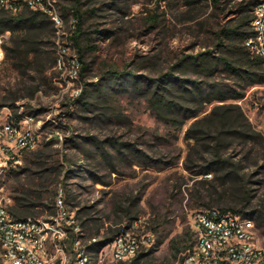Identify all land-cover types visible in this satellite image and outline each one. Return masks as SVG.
<instances>
[{"label":"rangeland","instance_id":"obj_1","mask_svg":"<svg viewBox=\"0 0 264 264\" xmlns=\"http://www.w3.org/2000/svg\"><path fill=\"white\" fill-rule=\"evenodd\" d=\"M81 1V10L86 12L84 30L91 36L87 43L97 46L85 52L89 69L80 73L81 63L76 67L72 62L78 55L69 39L75 29L70 12L67 19L62 17L61 28L50 38L56 44L59 62L46 72L48 79L36 93L15 102L17 108L10 107L9 102L13 95L25 92L23 85L31 84L30 74L22 76L9 60L0 63V103L7 102L0 106V123L9 120L14 110L30 112L34 116L33 128L38 130V142L31 152L45 150L51 164L57 158L62 162L61 154L65 156L58 182L53 179L46 185L44 196L54 200L62 190L86 244L100 241L104 234L124 226L152 237L140 264H180L182 252L193 241L191 211L209 208L204 204L211 189V174L192 175L184 166L189 151L198 161L199 156H209L206 151L202 155L194 152L196 140L185 134L193 119L176 125L158 118L142 97L128 91L112 90L105 109L94 111L85 112L71 101L90 83L98 82L107 66L137 67L139 73L156 75L183 53L207 48L216 52L215 31L236 17L233 5L237 0L223 3L224 10L214 9L208 0L191 6L183 0ZM58 2L60 12L61 5H72V0ZM93 6L99 8L97 15L87 13ZM152 13L158 16L155 24L147 21ZM249 42L255 49L254 42ZM258 46L264 50V44ZM153 58L157 61L152 70L141 63ZM211 81L244 92L241 99L224 103H237L254 132L264 136V83L249 85L225 72ZM217 103L222 102L206 104L203 113ZM84 136H93L102 141L101 145ZM238 137L229 141L225 155L242 160L251 206H264V141L258 135ZM69 138H74L76 145ZM52 139L53 143L44 147V142ZM134 148L155 162H141L142 155ZM29 156L30 152L22 154L18 165L28 166L25 171L16 167V174L8 169L0 173V196L8 205L13 203L12 189L18 178L23 184L39 179V172L35 173L38 168L27 161ZM92 172L106 183L96 181ZM221 190L218 187L217 191ZM45 202L51 204L49 199ZM255 231L258 244L264 246V234L256 226Z\"/></svg>","mask_w":264,"mask_h":264},{"label":"trees","instance_id":"obj_2","mask_svg":"<svg viewBox=\"0 0 264 264\" xmlns=\"http://www.w3.org/2000/svg\"><path fill=\"white\" fill-rule=\"evenodd\" d=\"M183 1L185 5L190 6L194 2H200V0ZM208 1L214 9L224 10L223 3H230L233 0ZM258 1L237 0L234 3L236 17L215 31L216 52L213 48H207L196 53H183L165 71H160L156 75L139 73L135 69L137 67L122 69L118 66H107V69L97 80L98 82L90 83L79 96L72 99L71 104H75L85 112L105 109V103L109 101L112 90L116 92L128 91L142 97L147 102L151 113L158 118L171 120L176 125L192 118L185 134L196 140L194 152L202 155L206 151L209 156L208 158L199 156L201 160L198 161L193 158V152L189 151L184 160V166L191 171L192 175L211 174L209 199L204 205L207 208H215L212 205H216L222 212L230 211L250 218L264 234V206H251V194L247 186L249 180L245 177L242 160H233L224 152L234 136L247 139L250 136L258 135L263 141L264 136L254 132L237 103H224L228 99H241L244 92L228 89L211 81L218 73L225 72L249 85L264 83V54L257 51L256 48H251L249 42L256 39L252 19L253 8ZM81 4V0H72L70 7L61 5L60 8L64 19L68 18L67 14L70 12L71 16L75 18V29L69 39L76 47L77 61L78 64L81 63L80 73H83L89 69V63L84 56L85 52L90 49L94 51L97 46L87 43L91 40V36H88L84 30V13L86 12L81 10ZM89 9L87 13L97 15L99 8L93 6ZM157 17L156 13H152L148 15L147 21L155 24L158 20ZM94 31L98 32L99 30L95 29ZM0 32L9 33L3 45L4 60H9L10 66L20 71L22 76L29 73L32 81L30 85L22 86L21 89L25 90L23 94H15L11 97L9 105L16 107L15 102L20 98L32 96L40 89L41 84L48 79L46 72L58 63L56 44L54 40L50 39L55 35L56 28L45 12L23 5L15 12L0 9ZM48 45H52V48L51 46L48 48ZM155 59H147L141 63L152 70V67L156 66L157 60ZM216 101L222 103L214 104L208 112L203 113L206 104ZM6 104L7 102L4 100L0 106ZM68 114L72 113L68 112ZM23 115L24 113L14 110L11 118L19 121ZM83 139L96 141L100 145L102 142L93 136H84ZM53 141L54 139L44 142V147L52 144ZM69 142L73 145L77 143L74 138H69ZM98 147L100 146L98 145ZM134 150L142 155L141 162L147 165L155 162L142 150L137 148ZM31 151L33 150L28 149L24 153L30 152L27 161L30 166L38 168L35 173L39 172V179L37 182L30 180V184H23L21 181L19 182L18 178L12 189L13 203L8 205L10 214L16 219L40 218L41 215L48 217L55 212V198L53 200L52 196H44V187L53 179L52 182H58L57 178L62 165L65 164V156L61 154L62 162L57 158L51 164L46 159L48 156L45 155V150ZM16 167L18 165L9 167V172L16 174L18 172L15 170ZM27 167L20 165L18 168L25 171ZM92 176L96 181L106 183L94 172H92ZM218 187H222L219 192L217 191ZM48 199L51 204L45 202ZM81 224L83 225V222ZM117 232L106 233L100 241L88 245L92 249H98L109 243ZM96 233H99V229L96 230ZM146 255V251H140L131 259L130 264H140Z\"/></svg>","mask_w":264,"mask_h":264},{"label":"built area","instance_id":"obj_3","mask_svg":"<svg viewBox=\"0 0 264 264\" xmlns=\"http://www.w3.org/2000/svg\"><path fill=\"white\" fill-rule=\"evenodd\" d=\"M23 5L45 12L56 32L61 28L58 0H0V9L12 12ZM252 27L256 31L252 41L264 54L258 46L264 44V0L253 8ZM7 37V32H0V63ZM72 62L79 65L77 58ZM33 123L29 113L19 121L10 117L0 123V173L19 165L24 151L36 146L38 130ZM54 206L48 217L16 219L0 196V264H124L152 241L150 234L123 227L109 243L92 249L84 242L61 189ZM191 216L193 241L182 252L180 264H264V246L256 240L252 219L218 208L196 209Z\"/></svg>","mask_w":264,"mask_h":264}]
</instances>
